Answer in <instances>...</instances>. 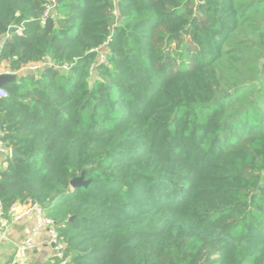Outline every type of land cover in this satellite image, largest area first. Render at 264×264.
<instances>
[{
  "label": "trees",
  "instance_id": "trees-1",
  "mask_svg": "<svg viewBox=\"0 0 264 264\" xmlns=\"http://www.w3.org/2000/svg\"><path fill=\"white\" fill-rule=\"evenodd\" d=\"M48 2L0 0V62L52 64L1 86L2 215L45 264H264V0Z\"/></svg>",
  "mask_w": 264,
  "mask_h": 264
},
{
  "label": "built area",
  "instance_id": "built-area-1",
  "mask_svg": "<svg viewBox=\"0 0 264 264\" xmlns=\"http://www.w3.org/2000/svg\"><path fill=\"white\" fill-rule=\"evenodd\" d=\"M55 0H49L45 5L44 17L48 16L51 13L52 8L54 7ZM15 33L17 35L22 34V27L18 26L15 28ZM1 43V42H0ZM104 60V56L100 53V61ZM43 65H52L49 61L44 63H31L22 66L19 70H12L7 67L5 62H0V74H13L17 75L20 72H31L39 70ZM66 67V66H63ZM7 92L5 89L0 87V98L5 97ZM3 134V130L0 127V137ZM0 154H3L4 157H10V149H7L3 146L0 139ZM27 215H33L34 223L30 228L29 234L20 240L14 247V250L10 258L6 261L5 264H23L28 253L35 248L36 246V237L42 232L46 231L48 234V243L52 246L55 251V256L62 258L64 243L60 239L58 232L55 229V221L44 213L42 206L36 203H19L16 202L10 206L6 211L5 216L2 215V207L0 204V240L6 236V228L10 221L20 220L22 217ZM61 264H66L63 261Z\"/></svg>",
  "mask_w": 264,
  "mask_h": 264
},
{
  "label": "crops",
  "instance_id": "crops-1",
  "mask_svg": "<svg viewBox=\"0 0 264 264\" xmlns=\"http://www.w3.org/2000/svg\"><path fill=\"white\" fill-rule=\"evenodd\" d=\"M1 42V38H0ZM4 155L0 154V164ZM34 223L33 215H27L17 221H10L6 228L5 238L0 240V264H5L10 258L15 245L26 237ZM36 246L26 256L23 264H45L55 256V251L48 243V234L42 231L35 239Z\"/></svg>",
  "mask_w": 264,
  "mask_h": 264
},
{
  "label": "water",
  "instance_id": "water-1",
  "mask_svg": "<svg viewBox=\"0 0 264 264\" xmlns=\"http://www.w3.org/2000/svg\"><path fill=\"white\" fill-rule=\"evenodd\" d=\"M11 33V30L8 31V34ZM17 78V75L13 74H0V87L3 86L6 83L13 82ZM3 130V127H1ZM23 157L15 147L10 148V159L20 158ZM88 184V180L84 179L83 174H81L78 177L73 178L70 181V185L72 188L80 187V186H86ZM72 219V217H70Z\"/></svg>",
  "mask_w": 264,
  "mask_h": 264
},
{
  "label": "rangeland",
  "instance_id": "rangeland-1",
  "mask_svg": "<svg viewBox=\"0 0 264 264\" xmlns=\"http://www.w3.org/2000/svg\"><path fill=\"white\" fill-rule=\"evenodd\" d=\"M237 51L236 52H238V54H241L240 53V49H236ZM242 53H244L243 55L245 56V55H254V54H252V53H248V52H246L245 50H242ZM259 56V55H258Z\"/></svg>",
  "mask_w": 264,
  "mask_h": 264
}]
</instances>
